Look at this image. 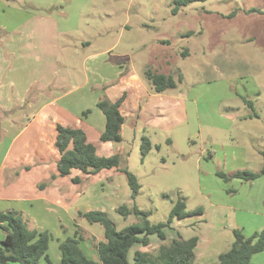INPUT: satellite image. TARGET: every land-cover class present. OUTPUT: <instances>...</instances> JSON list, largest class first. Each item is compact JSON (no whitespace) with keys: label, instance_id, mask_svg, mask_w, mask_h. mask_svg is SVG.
Listing matches in <instances>:
<instances>
[{"label":"rangeland","instance_id":"1","mask_svg":"<svg viewBox=\"0 0 264 264\" xmlns=\"http://www.w3.org/2000/svg\"><path fill=\"white\" fill-rule=\"evenodd\" d=\"M174 6L175 0H0V24L37 11L55 15L78 82L85 80L86 56L98 53L100 59L125 61L143 83L133 82L119 142H100L105 127L100 119L105 117L95 106L78 114L59 112L67 116L60 118L65 123L84 125L100 143L99 154H120V167L136 174L141 184L135 200L121 170H103L81 181L74 180L84 175L77 169L53 177L59 151L55 128L46 118L49 109L12 143L0 172V195L45 197L44 204H15L34 212L32 219L21 213L30 228L50 233L53 261L61 259L60 243L73 236L80 238L88 257L98 259L104 227L79 213L107 211L120 229L138 221L134 214L124 218L117 211L122 204L150 212L151 223L167 221L179 199L188 210L201 207L204 214L176 218L166 228L167 242L178 233L200 238L195 264H218L219 255L234 242L235 228L246 236L264 228V175L255 180L233 176L238 170L259 172L264 161V0H199L181 6L177 14ZM147 68L176 79L182 74L183 80L160 95L145 76ZM120 87L129 86L120 83L117 91ZM148 92L154 97L138 117L133 109ZM87 109L95 113L85 118ZM143 136L153 145L145 156ZM151 237L148 248L156 251L161 240L157 234ZM250 264H264V251L254 254Z\"/></svg>","mask_w":264,"mask_h":264},{"label":"trees","instance_id":"2","mask_svg":"<svg viewBox=\"0 0 264 264\" xmlns=\"http://www.w3.org/2000/svg\"><path fill=\"white\" fill-rule=\"evenodd\" d=\"M194 1L199 0H175L173 13L177 14L181 6ZM145 76L157 93L173 90L183 80L182 74L176 79L173 74L161 73L152 68L146 69ZM126 98L127 94L124 93L116 101L108 98L98 101L97 106L106 116L105 130L100 135L101 142L122 140V129L125 122L122 105ZM247 103L253 107V101L247 100ZM89 112L90 110L87 109L83 115L86 116ZM56 130L55 144L60 151V158L57 162V174L53 177L70 175L73 169L90 174L99 173L104 169H120V154L100 155L97 145L89 140L83 128L57 123ZM152 146L150 139L143 136L144 156L152 149ZM156 147L159 148L158 145ZM261 154L264 159V148ZM121 170L127 176L132 199L135 200L141 189L138 177L128 168ZM221 175L224 174L221 173ZM263 175L264 161L259 172L238 170L233 174L234 177L245 180H255ZM74 180L79 181V178H74ZM117 211L124 218L134 214L138 221L119 229L107 211L80 212L79 215L90 223H99L104 227V240L97 244L98 259L88 257L80 247V238L73 236L60 243L61 261L58 264H131L130 250L138 246H149L151 236L154 234H157L161 240L156 251L136 249L133 253V264H195L199 237L196 235L184 238L178 233L176 238L167 242L166 228H172L176 218L183 219L203 214L204 210L201 207L188 210L186 201L179 199L173 205L168 220L159 223H151L148 219L150 212L142 211L136 204L133 207L122 204ZM0 231L4 233V237L0 238V264H42V260H46L48 264H56L50 259L48 253L50 233L47 230L40 231L37 228H30L21 212L14 209L0 211ZM234 235L235 239L231 247L219 255L218 264H250L254 254L264 251V228L251 236H246L241 229L235 228Z\"/></svg>","mask_w":264,"mask_h":264},{"label":"crops","instance_id":"3","mask_svg":"<svg viewBox=\"0 0 264 264\" xmlns=\"http://www.w3.org/2000/svg\"><path fill=\"white\" fill-rule=\"evenodd\" d=\"M51 8L48 7V9ZM61 35L62 30L60 29L59 21L50 12L37 11L28 17L21 18L17 22L10 23L9 21L8 24H0V172L10 156L12 143L22 137L35 119L38 116H43L48 109L46 118L55 128L54 144L56 142L57 123L81 127L87 133L89 140L97 145L98 153L100 143L90 137L81 122L68 124L60 118L67 117L65 114L70 115L71 111L78 114L81 112L80 110L93 108L94 106L102 111L97 106L98 101L102 97H108L110 100L116 101L126 93L127 98L122 105V112L125 116L126 104L130 102L135 92L133 82L138 80L135 79L134 72L122 64L125 61L123 62L121 59L112 57L100 59L98 53H91L86 56L84 61L85 80L83 84L78 82L75 73L76 65L74 63L71 64L66 57L62 49ZM74 57H76L75 52L70 55L72 62L76 61ZM94 74L98 78H94ZM138 82L143 84L141 80H138ZM120 83L128 84L129 87H120L122 88L120 89L121 91H117ZM159 94L163 95V93ZM152 97L154 96L150 92L138 97L137 105L133 109L138 117H141ZM164 97L167 98V96ZM91 102L95 105H85ZM89 110L88 115L95 113L94 109ZM84 111H82V115ZM59 112H64L65 114ZM88 115L83 116L88 118ZM103 117L105 118L100 119V122L102 126L104 124L106 126L104 113ZM59 158L60 151L56 161V169ZM121 169L120 167V169L104 170L119 171ZM82 173L86 177L84 175L76 177L79 178V181L85 178L89 179L95 175ZM8 201L11 202L9 203ZM39 201L44 204L45 197L41 196L37 199L36 197L35 199L18 197L17 199L16 197L0 195V211L10 209L18 210L21 213L26 211L27 217L32 219V216L35 215L29 209V206L25 207L26 209L23 211L19 207L20 204L15 203L20 202L22 205H28L29 202L38 203ZM31 205L33 206L32 203ZM101 240L104 239H100L99 242ZM152 241L151 237V243ZM136 249L152 251L148 246L132 248L133 251ZM59 260L61 261V259ZM59 260L52 261L58 264Z\"/></svg>","mask_w":264,"mask_h":264}]
</instances>
